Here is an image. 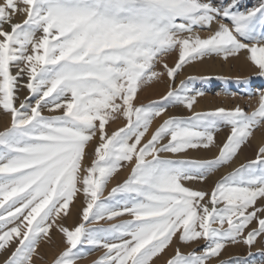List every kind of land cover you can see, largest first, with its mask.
Masks as SVG:
<instances>
[{
	"label": "snow or ice",
	"instance_id": "1",
	"mask_svg": "<svg viewBox=\"0 0 264 264\" xmlns=\"http://www.w3.org/2000/svg\"><path fill=\"white\" fill-rule=\"evenodd\" d=\"M241 59L249 75L212 74ZM194 65L208 74L177 83ZM253 76L264 0H0V264L44 261L54 232L50 264L88 250L92 264H264V90L245 93L251 111L196 110L205 93L190 87ZM154 83L166 93L140 102ZM239 245L247 256L224 257Z\"/></svg>",
	"mask_w": 264,
	"mask_h": 264
},
{
	"label": "rangeland",
	"instance_id": "2",
	"mask_svg": "<svg viewBox=\"0 0 264 264\" xmlns=\"http://www.w3.org/2000/svg\"><path fill=\"white\" fill-rule=\"evenodd\" d=\"M259 2V0H242V3L246 7H251L256 5ZM202 35H206V33H201ZM174 59V57L170 58L169 61L171 63V60ZM219 64V63H218ZM234 61L228 66H220L218 65V69L214 71L215 73L213 75H219V73L223 76H228V77H235L237 75L240 76H247L249 73L252 72V68L247 64V67L249 68V71H244L240 67H236ZM225 70V71H224ZM238 71V72H237ZM254 71V70H253ZM246 74H245V73ZM189 75L193 76H199L201 74H198L193 71H191L190 68H185V70L182 72V74L177 78V83H179V79H183ZM190 87H193L196 90H201L205 93L204 97H208V101L211 103H214V105L211 107L210 105L203 104L204 102V97L198 98V101L202 102L199 104H196L194 107L199 106L200 108L196 110H210L215 107L219 106H224V107H232L236 104H240L241 106L245 107L246 111H251L252 108L255 106L252 104V100L255 99L256 96H253V98L250 100L247 95H245L246 92L249 90L253 92H258L259 90H264V79L259 78V77H252V82L248 86L240 85L234 82V80H228V81H223L219 79H212L210 81H202V80H194L191 82ZM167 91V84L166 83H154L151 87L145 88L143 92L140 93L139 100L140 102L147 103L149 101H154V100H159V98L164 95ZM225 93H234L235 95H225ZM21 95H26V92H22ZM202 99V100H201ZM203 105V106H202ZM169 114H175V115H188V113L184 110L181 109H175V108H170L169 109ZM3 116H0V118ZM159 123V121L154 122V127ZM117 126H122L120 122L117 124L111 125L110 130H114ZM4 127V126H3ZM3 128L1 127L0 130ZM227 129H224L222 132L217 134V139L218 142L222 141L226 134H227ZM254 147L252 148H246L244 150H252L254 151ZM246 156L243 155L242 163L245 162L248 159H245ZM254 158V157H253ZM252 158V159H253ZM229 169H224L222 171H228ZM128 175V170L123 169L117 178V180H114L110 185H109V190L111 187L115 186V184L119 181H122L126 176ZM219 175V173H218ZM192 187H205L209 188L211 187V182L207 185H200V184H195L191 185ZM105 195H107V191L105 192ZM79 206V205H78ZM73 218V219H72ZM73 220V221H72ZM75 222H78V217L76 216L75 213L66 221V224L71 225ZM55 241H56V246L51 247V248H44L42 251L45 254V260L44 261H38L37 264H50L52 258L57 254V252L60 250L62 247L61 244V236L59 233H53ZM260 244H257L255 247L252 248V252L254 253V258L259 262L261 260H264V257H261L260 255L257 254V249L260 248ZM195 247V246H193ZM230 247H235L237 248L238 253L234 255L227 256L225 255V251L223 253L225 258L228 257H245L248 254V248L243 245L239 246H230ZM190 248H182V251H190ZM102 253L100 251H93V250H88V253L85 257L77 261V264H92V262L96 259L99 258V256ZM3 257H0V260H2ZM157 264H161V261H157Z\"/></svg>",
	"mask_w": 264,
	"mask_h": 264
},
{
	"label": "bare ground",
	"instance_id": "3",
	"mask_svg": "<svg viewBox=\"0 0 264 264\" xmlns=\"http://www.w3.org/2000/svg\"><path fill=\"white\" fill-rule=\"evenodd\" d=\"M169 63H170V61H169ZM234 63H235V65H237L238 67H240V68H242L244 71H249V68L247 67V64L241 59L240 61H234ZM218 63H216L215 64V67H214V70H213V74L215 73L214 71H216L217 69H218ZM221 66V65H220ZM229 66V65H228ZM236 66V67H237ZM206 67L207 66H202V65H194L193 67H187V68H190L191 69V71H193V72H195V74L196 73H198V74H201V75H205V74H208L207 73V71H206ZM219 70V69H218ZM225 71V70H224ZM253 71V70H252ZM238 72V71H237ZM245 73V72H244ZM246 74V73H245ZM219 75H222V73L220 74L219 73ZM208 97L206 96V97H204V102H203V104H206V106L207 105H210L211 104V107L214 105V103H211V102H209L208 101V99H207ZM202 100V99H201ZM256 102H257V97H255V99H253L252 100V104H254V105H256ZM200 103H202V102H200V101H198V103L197 104H199V106H200ZM199 106H197V107H195L196 109H198V108H200ZM203 106V105H202ZM0 116H3V114L2 113H0ZM7 122V117H1L0 118V129H1V127L3 128V126L5 125V123ZM260 142V137H259V134L257 135V140L256 141H254L253 142V147L256 145V144H258ZM213 151H215V149L213 150ZM200 155H211V154H205V153H201ZM243 155H245L246 156V158L245 159H252L254 156H255V151H252V150H244L240 155H239V157L237 158V160H236V164L234 165V166H237V165H239L240 163H242V159H243ZM73 219V218H72ZM73 221V220H72ZM225 255H226V257L227 256H230V255H234V254H237L238 253V251H237V248H235V247H228L226 250H225Z\"/></svg>",
	"mask_w": 264,
	"mask_h": 264
}]
</instances>
